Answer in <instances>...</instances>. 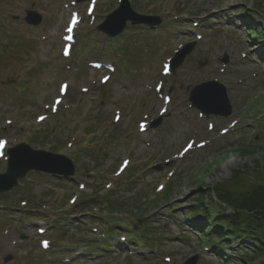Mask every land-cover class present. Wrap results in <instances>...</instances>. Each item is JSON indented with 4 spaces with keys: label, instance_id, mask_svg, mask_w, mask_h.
I'll use <instances>...</instances> for the list:
<instances>
[{
    "label": "rangeland",
    "instance_id": "rangeland-1",
    "mask_svg": "<svg viewBox=\"0 0 264 264\" xmlns=\"http://www.w3.org/2000/svg\"><path fill=\"white\" fill-rule=\"evenodd\" d=\"M119 2L0 0V173L20 144L75 167L69 179L28 173L0 194V264L249 260V238L212 232L228 234L211 189L264 175V0H128L159 25L107 38L96 27ZM210 81L225 87L229 116L190 107V90Z\"/></svg>",
    "mask_w": 264,
    "mask_h": 264
},
{
    "label": "water",
    "instance_id": "water-1",
    "mask_svg": "<svg viewBox=\"0 0 264 264\" xmlns=\"http://www.w3.org/2000/svg\"><path fill=\"white\" fill-rule=\"evenodd\" d=\"M80 2L82 0H76ZM41 17L34 12H28L25 21L30 25H38ZM131 25H148L154 27L160 23L157 17H143L134 13L130 9L127 0H121L117 10L108 15L105 21L97 27L98 31L104 32L108 37H114L121 33L126 22ZM191 52V46L184 47L181 51L175 53L170 61V72L178 68L184 58ZM227 62L226 57L222 63ZM191 106L200 110L206 115L227 117L231 113V107L226 96L225 88L217 82H206L194 87L189 93ZM161 118L152 122L151 128L157 127ZM7 164L5 173L0 175V193L13 189L18 182L29 172H41L46 174H55L54 176L69 177L74 174V165L66 157L51 154L44 151H36L26 144H20L7 150ZM11 259L6 257L4 262ZM184 264H194V260H189Z\"/></svg>",
    "mask_w": 264,
    "mask_h": 264
},
{
    "label": "trees",
    "instance_id": "trees-1",
    "mask_svg": "<svg viewBox=\"0 0 264 264\" xmlns=\"http://www.w3.org/2000/svg\"><path fill=\"white\" fill-rule=\"evenodd\" d=\"M227 183L229 182L227 181ZM255 184L254 187L252 185V188L249 187L241 191H235L227 184H219L211 189L214 199L217 201L214 203L217 204V212L221 214L222 222L227 223L228 234L222 235L221 231H218V236L222 237L221 240L237 234L241 236L242 239L245 235L246 238L251 240L249 249L254 255H250L249 260L243 259L238 261V264H249V261L251 262L254 258L264 257V175L256 177ZM205 190H208V188ZM201 191L202 193L204 192V190ZM202 193H199V199H201ZM225 201H228L226 208L223 207ZM84 202L85 200H81V204ZM108 204L114 206L113 209L117 207L114 203L109 202ZM226 209L229 211H227L226 214H222L221 210ZM203 214L206 216V220L202 223L208 226L207 216H209L210 212L205 208L203 209ZM143 229L148 232L146 227H143ZM250 234H252V236ZM255 239H257L258 242H256Z\"/></svg>",
    "mask_w": 264,
    "mask_h": 264
},
{
    "label": "snow or ice",
    "instance_id": "snow-or-ice-1",
    "mask_svg": "<svg viewBox=\"0 0 264 264\" xmlns=\"http://www.w3.org/2000/svg\"><path fill=\"white\" fill-rule=\"evenodd\" d=\"M68 30L71 31V28H69ZM41 119H43V118H41ZM3 143H4L3 141H0V147L3 146Z\"/></svg>",
    "mask_w": 264,
    "mask_h": 264
}]
</instances>
